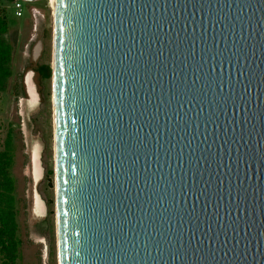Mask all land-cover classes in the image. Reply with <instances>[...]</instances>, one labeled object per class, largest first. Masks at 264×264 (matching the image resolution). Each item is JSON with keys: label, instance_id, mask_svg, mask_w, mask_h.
Returning <instances> with one entry per match:
<instances>
[{"label": "water", "instance_id": "water-1", "mask_svg": "<svg viewBox=\"0 0 264 264\" xmlns=\"http://www.w3.org/2000/svg\"><path fill=\"white\" fill-rule=\"evenodd\" d=\"M52 14L57 264H264V0Z\"/></svg>", "mask_w": 264, "mask_h": 264}, {"label": "rangeland", "instance_id": "rangeland-1", "mask_svg": "<svg viewBox=\"0 0 264 264\" xmlns=\"http://www.w3.org/2000/svg\"><path fill=\"white\" fill-rule=\"evenodd\" d=\"M20 1L21 11L17 12L15 2ZM0 8L5 10L8 19L6 40L13 45L11 69L7 90L0 100V144L5 137L7 125L12 124L16 136L15 159L11 173L16 181L18 235L21 240L20 264H57L55 236V190H54V146L52 116V81L51 76L45 82L48 103L43 104L39 90L37 74L33 68L42 62L51 67L53 8L49 0L24 2L21 0H0ZM40 43V53L33 57L32 49ZM34 50V49H33ZM32 70V71H31ZM26 80L31 79L39 94V102L28 100L25 93ZM1 148V146H0ZM39 155L42 167L41 179L32 180L33 155ZM44 164L50 166L49 179L52 186L46 191L52 200L48 214L41 191L45 188ZM39 196L41 207L36 205ZM49 218L52 225L50 239L42 234L45 225L40 223Z\"/></svg>", "mask_w": 264, "mask_h": 264}, {"label": "trees", "instance_id": "trees-1", "mask_svg": "<svg viewBox=\"0 0 264 264\" xmlns=\"http://www.w3.org/2000/svg\"><path fill=\"white\" fill-rule=\"evenodd\" d=\"M10 1V0H7ZM8 19L5 10L0 8V100L2 93L7 90L9 78L12 75L11 61L13 45L4 37L8 32ZM33 70L37 74L38 84L41 86L39 94L43 104L48 103V92L45 88V82L51 76V67L48 62L37 64ZM18 133V132H17ZM12 124L7 125L5 137L0 146V264H20V245L21 240L18 235L17 223V198H16V181L11 173L15 159L16 136ZM45 169V188L41 191L45 203L48 206V214H52L50 205L52 200L48 198L46 191L52 186L49 179L52 170L49 165L44 164ZM41 225H45L42 234L45 238L50 239L49 234L52 225L49 218L44 219Z\"/></svg>", "mask_w": 264, "mask_h": 264}, {"label": "bare ground", "instance_id": "bare-ground-1", "mask_svg": "<svg viewBox=\"0 0 264 264\" xmlns=\"http://www.w3.org/2000/svg\"><path fill=\"white\" fill-rule=\"evenodd\" d=\"M49 1L52 4V8H54V0H49ZM39 50H40V45L36 44V46L34 47V50H33L34 57H36L38 55ZM29 92H30V96H31L30 99L33 100L34 99V94H33V91H32L30 86H29Z\"/></svg>", "mask_w": 264, "mask_h": 264}, {"label": "built area", "instance_id": "built-area-1", "mask_svg": "<svg viewBox=\"0 0 264 264\" xmlns=\"http://www.w3.org/2000/svg\"><path fill=\"white\" fill-rule=\"evenodd\" d=\"M20 1H16L15 2V7H16V9H17V12H20L21 11V3H19Z\"/></svg>", "mask_w": 264, "mask_h": 264}, {"label": "flooded vegetation", "instance_id": "flooded-vegetation-1", "mask_svg": "<svg viewBox=\"0 0 264 264\" xmlns=\"http://www.w3.org/2000/svg\"><path fill=\"white\" fill-rule=\"evenodd\" d=\"M25 93H26V91H25Z\"/></svg>", "mask_w": 264, "mask_h": 264}]
</instances>
